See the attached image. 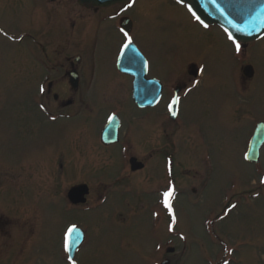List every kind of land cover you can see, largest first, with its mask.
I'll use <instances>...</instances> for the list:
<instances>
[{
	"label": "rangeland",
	"instance_id": "1",
	"mask_svg": "<svg viewBox=\"0 0 264 264\" xmlns=\"http://www.w3.org/2000/svg\"><path fill=\"white\" fill-rule=\"evenodd\" d=\"M38 7L39 0H0V29L13 38L23 29L33 33ZM127 14L151 75L170 84L188 62L202 66L199 84L182 98L176 121L159 115L163 105L140 111L123 91L119 95L124 81L113 61L121 37L112 28H96L94 17L86 47L74 36L70 40L72 56L86 53L88 68L91 59L94 63L88 107L57 118L50 133L25 121L23 128L21 120L16 128L25 104L31 110L32 96L16 78V67L31 61L32 44L24 39L21 47L16 38L0 37V210L12 215L2 229L0 263L66 264L64 236L76 224L85 229L77 264H264V146L259 165L243 158L254 123L264 120V42L250 48L255 75L240 85L239 62L246 57L218 29L197 27L173 0H133ZM113 109L120 112L122 132L129 133L126 143L145 161L139 171L128 172L122 164L120 148L124 153L126 146L99 141ZM165 164L172 172L164 171ZM120 175L124 181L117 182ZM171 178L174 233L170 219L165 226L148 217L159 200L157 190ZM81 179L89 185L88 201L82 208L68 205L66 190ZM225 198L238 208L220 215ZM214 213L219 222L205 228Z\"/></svg>",
	"mask_w": 264,
	"mask_h": 264
},
{
	"label": "flooded vegetation",
	"instance_id": "2",
	"mask_svg": "<svg viewBox=\"0 0 264 264\" xmlns=\"http://www.w3.org/2000/svg\"><path fill=\"white\" fill-rule=\"evenodd\" d=\"M131 3V0H124L122 2H116L107 5H96L93 4L92 1L88 0H82L80 2L78 0H39L38 9L40 11V19L38 22L33 23V33H30L29 29H23L17 32V36L14 37V39L16 38L17 42L21 41L19 46L26 43V41H23L24 39H29L32 44L31 51L33 52L31 61H22L23 63L16 67V78L21 84H24L27 87L28 92L32 91L30 93L32 96L29 100L31 110H29L25 104V109H21L20 117L18 119L16 118L17 120H15L16 128L18 120H21L23 128H25V121L27 124L29 123L31 127L35 128L37 126L36 128L40 127V129L44 132L50 133L49 129H55L54 126L57 118L69 119L70 117L75 116L74 114L88 107L86 91L91 87L93 80L92 73L95 67L91 59L88 68L89 55L86 53L81 55L77 54L74 56L71 55V37L74 36V38L78 40L79 47H86V32L88 33L91 28H94H89L88 21L89 19L95 17V21L98 22L96 23V28H112L121 37L118 46L119 52L128 43L132 42L135 44V41L132 39V34L134 33L135 28L134 21L127 14ZM109 9L110 11H107ZM193 22L201 29L215 28L205 26L203 27L199 23H196L195 21ZM8 36H11V34L0 29V37L6 38ZM223 37L237 55L242 53V55L246 57V59L241 58L239 62V64L243 63L241 65V71H238L240 73V85L244 84L247 80H252L255 75V70L253 63L248 61L247 57L249 55L250 48L254 44H260L264 42V36L256 41L246 42L244 44L235 42L233 43L232 41H229L226 36L223 35ZM137 48L140 50L139 47ZM25 49L26 51H29L27 48ZM95 49L96 48H94V50ZM93 52H96V50L91 51L90 53ZM118 54L115 56L113 65L116 67L118 76L123 78L122 81H124V83L122 84V87L120 84H118L117 90L120 91L119 95L121 94V91L124 92V98L127 99L130 105L136 110L148 112L151 109H157L159 106L163 105V109L160 110L159 115L169 119V105L173 97L176 95L178 99L176 112L178 114L182 100L199 84L198 81L200 78L198 79V75L202 74V67L200 64H196L193 61L188 62L184 68L182 67L181 73L172 80V83L165 84L161 78H158L156 75H151V64H149L147 57L144 55L147 61L145 77L158 80L159 84L161 85V94L159 100L154 105H148L144 106L143 108H139L133 99V81L135 76L123 72L117 67ZM127 58L129 59V57ZM247 66H249V68L245 70V67ZM133 67L135 68L136 64ZM197 67L200 69V72L197 70ZM144 91V100H146L151 99L152 91H156V89L149 88V90L146 91V88H144ZM25 97L22 100L20 99L21 101H19V103H22ZM113 113L116 114L119 120L118 140L113 144L104 145L101 143V145L106 147H118L120 145L126 146V151L124 153L122 149L123 147L120 148L122 157L121 159L123 160L122 164L126 165L128 172L130 171L132 173L133 171H131L129 158L134 156L138 161L142 162V168L139 170L143 169L145 166V161L134 155L135 152H132L133 147L128 144V142L126 143V140L129 139V133L124 131L122 132V120L120 118V112L116 109H113L110 110L108 115ZM170 120L176 121V118H170ZM70 130L71 128L68 130L69 134ZM50 137L51 135H47V138ZM53 139V143L55 144L56 140L55 138ZM48 144H50V141ZM146 153H149V156L151 155L150 151L148 150ZM165 154L166 153H164V155ZM165 169L166 168H164V171ZM120 176L121 177L117 179V182H119V180L124 181V175ZM26 179L34 178L27 176ZM2 180L3 179H1L0 182ZM17 180L23 181V179L18 178ZM80 181L82 182L83 179ZM124 192L128 194L129 188L124 190ZM165 192H167V189L157 190L159 200H155V202H153L154 213H152V210L150 209L148 211V217H151L152 223H164L166 226L168 216L166 206L163 202V193ZM100 195L101 193L99 194V197ZM87 200L88 195L86 196L85 201ZM6 212V210H0V242H2L1 240L4 233V231L2 232V229H6L8 224H11L10 220H12V215H8ZM160 218H163L164 221H159Z\"/></svg>",
	"mask_w": 264,
	"mask_h": 264
},
{
	"label": "water",
	"instance_id": "3",
	"mask_svg": "<svg viewBox=\"0 0 264 264\" xmlns=\"http://www.w3.org/2000/svg\"><path fill=\"white\" fill-rule=\"evenodd\" d=\"M82 1V0H78ZM94 1V0H93ZM96 1V0H95ZM179 3L186 5L187 9L201 23L217 24L228 32L231 39L238 41L254 40L264 34V0H177ZM104 4L113 2V0H103ZM129 72L127 69H122ZM137 76V73H134ZM142 73L140 79L136 80L133 94L136 96L137 103L142 102L143 105L150 102L149 99L144 100V83H150L145 80ZM147 91V90H146ZM157 91H152V97ZM141 100V101H140ZM118 121L111 119L104 130L103 139L105 143H112L117 138ZM264 141V123L256 126L254 134L251 138L247 156L252 161H257L259 146ZM131 168L137 169L142 166L136 162L135 158L130 159ZM87 193V186L79 184L73 186L68 191L69 199L74 202L84 200V194ZM81 233L78 229H72L69 243L66 245L69 257L72 258L78 244L81 242ZM172 250V249H170ZM74 264V263H73ZM162 264H167L164 261Z\"/></svg>",
	"mask_w": 264,
	"mask_h": 264
},
{
	"label": "snow or ice",
	"instance_id": "4",
	"mask_svg": "<svg viewBox=\"0 0 264 264\" xmlns=\"http://www.w3.org/2000/svg\"><path fill=\"white\" fill-rule=\"evenodd\" d=\"M175 114V113H173ZM173 195V191L170 189L169 191L163 193L164 196V204L165 206L169 209V211H171V203H170V199ZM233 207H235V205H233ZM69 231H72V229H69Z\"/></svg>",
	"mask_w": 264,
	"mask_h": 264
},
{
	"label": "bare ground",
	"instance_id": "5",
	"mask_svg": "<svg viewBox=\"0 0 264 264\" xmlns=\"http://www.w3.org/2000/svg\"><path fill=\"white\" fill-rule=\"evenodd\" d=\"M152 87H154V86H152ZM141 101V100H140Z\"/></svg>",
	"mask_w": 264,
	"mask_h": 264
}]
</instances>
